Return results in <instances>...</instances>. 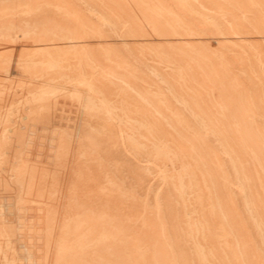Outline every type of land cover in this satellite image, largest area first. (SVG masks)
<instances>
[{
    "label": "bare ground",
    "instance_id": "obj_1",
    "mask_svg": "<svg viewBox=\"0 0 264 264\" xmlns=\"http://www.w3.org/2000/svg\"><path fill=\"white\" fill-rule=\"evenodd\" d=\"M0 264H264V0H0Z\"/></svg>",
    "mask_w": 264,
    "mask_h": 264
}]
</instances>
